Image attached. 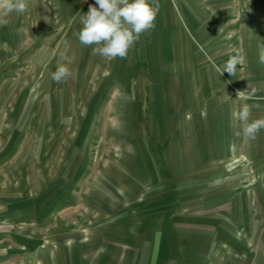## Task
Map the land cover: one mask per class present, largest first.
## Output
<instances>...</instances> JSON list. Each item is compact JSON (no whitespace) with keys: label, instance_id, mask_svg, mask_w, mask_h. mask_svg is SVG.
<instances>
[{"label":"rangeland","instance_id":"374dc122","mask_svg":"<svg viewBox=\"0 0 264 264\" xmlns=\"http://www.w3.org/2000/svg\"><path fill=\"white\" fill-rule=\"evenodd\" d=\"M159 3L156 28L127 59L110 61L78 40L95 0H29L7 18L0 201L47 250L68 240H130L167 250L170 264H264V195L259 207L249 201L259 225L257 242L242 241L248 257L227 253V235L238 229L227 227L229 202L244 192L248 203L246 188L264 183L262 164L241 171L246 161L230 162L228 148L240 125L233 112L264 105L256 92L244 99L264 86V0ZM236 48L246 63L220 75ZM67 61L73 77L57 84L51 73Z\"/></svg>","mask_w":264,"mask_h":264},{"label":"crops","instance_id":"0c3cea01","mask_svg":"<svg viewBox=\"0 0 264 264\" xmlns=\"http://www.w3.org/2000/svg\"><path fill=\"white\" fill-rule=\"evenodd\" d=\"M255 88L257 89L256 97L263 100L264 86ZM238 110L239 108L236 111ZM253 111L255 116L251 117L252 119L264 117V105L252 108L251 112ZM229 131H232V128ZM232 132L229 134V161H234V163L246 161L245 168L240 164L243 168L241 171L247 170L249 173L256 170L255 164L257 162L262 164L264 169V130L254 140L243 136L241 125L233 129ZM259 140H261V150L258 146L260 143L257 142ZM251 148L256 155L252 153ZM233 149L236 150L234 159L231 156ZM247 151H249V155ZM253 154L254 157H252ZM247 190L252 192L250 195L248 194V203H245L244 197H242L244 192L241 193L239 202L233 203L232 200L229 202V218L227 220L229 222L227 227H238L237 230L233 229L234 233L231 230L228 231L227 253H246V258L251 250L245 247L242 241L246 240L248 244L257 242L256 230L259 225L252 217L256 214L249 201H252L257 207L261 205L260 197L264 195V183L263 181L252 183L246 188V192ZM234 211L239 213V219H235ZM52 238L53 236L48 237L51 239L48 240L49 245L55 244V239ZM35 239L36 236L25 234L24 228H17L15 221L9 216L7 204L0 201V264H170L171 260L167 250L159 252L156 249H151V247L143 250L141 247L132 246L130 240L126 243L119 241L104 242L103 240L86 243L66 240V245L62 247V250H58L55 246L47 250L44 246L39 245L38 241L34 245ZM150 240L152 241V236L149 242ZM252 248L256 251L255 247ZM243 258L246 259L245 256ZM241 260L243 259L241 258Z\"/></svg>","mask_w":264,"mask_h":264},{"label":"clouds","instance_id":"9594fccd","mask_svg":"<svg viewBox=\"0 0 264 264\" xmlns=\"http://www.w3.org/2000/svg\"><path fill=\"white\" fill-rule=\"evenodd\" d=\"M29 0H0V27L7 26L8 17L13 13L22 14L27 11ZM159 0H95L89 5L87 13L81 17L82 27L78 33L79 43L91 47L92 55H99L106 60L127 59L129 51L139 41L142 35L156 28V18L160 11ZM264 64V52L258 57ZM247 61L243 48L234 49L224 64L218 69L220 75L225 72L235 74L238 65ZM67 63H59L51 73V79L57 84L66 83L73 77V71ZM257 89L253 88L250 99ZM243 96V93H238ZM255 105L243 104L238 111L233 112V124L239 121L243 136L254 140L264 130V117L251 118Z\"/></svg>","mask_w":264,"mask_h":264}]
</instances>
